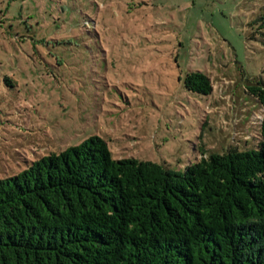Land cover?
Wrapping results in <instances>:
<instances>
[{
  "label": "rangeland",
  "instance_id": "374dc122",
  "mask_svg": "<svg viewBox=\"0 0 264 264\" xmlns=\"http://www.w3.org/2000/svg\"><path fill=\"white\" fill-rule=\"evenodd\" d=\"M260 82L264 0H0V179L95 135L180 172L257 149Z\"/></svg>",
  "mask_w": 264,
  "mask_h": 264
},
{
  "label": "trees",
  "instance_id": "16d2710c",
  "mask_svg": "<svg viewBox=\"0 0 264 264\" xmlns=\"http://www.w3.org/2000/svg\"><path fill=\"white\" fill-rule=\"evenodd\" d=\"M209 95L210 78L187 74ZM258 148L203 152L184 172L115 159L91 136L0 179V264H264V83Z\"/></svg>",
  "mask_w": 264,
  "mask_h": 264
}]
</instances>
